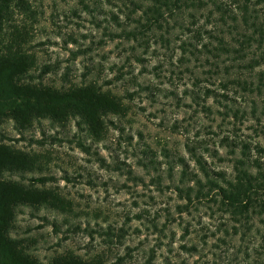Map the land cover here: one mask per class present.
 <instances>
[{
  "label": "rangeland",
  "instance_id": "obj_1",
  "mask_svg": "<svg viewBox=\"0 0 264 264\" xmlns=\"http://www.w3.org/2000/svg\"><path fill=\"white\" fill-rule=\"evenodd\" d=\"M30 2L33 16L15 18L32 36L27 50L35 65L25 82L59 90L95 85L128 112L105 118L100 141L77 119L36 120L28 130L12 120L0 125V145L40 156L43 164L41 171L4 179L51 191L66 204L19 207L10 236L41 264L66 254L100 264H264V215L250 221L252 234L233 236L235 223L220 203L189 202L176 189L195 186L187 181L195 173L203 179L187 144L205 142L210 151L200 152L208 165L234 178V157L220 141L263 142L256 135L263 124L251 118V110L253 102L263 110L264 93L237 94L230 84L225 90L221 82L236 77V63L225 59L215 68L206 57L184 54L183 31L143 29L142 11L133 13L125 0ZM261 70L253 71L255 84ZM206 89L234 101L211 97L213 110L204 112ZM228 104L245 109L247 117H226ZM39 177L50 181L31 183Z\"/></svg>",
  "mask_w": 264,
  "mask_h": 264
},
{
  "label": "trees",
  "instance_id": "obj_2",
  "mask_svg": "<svg viewBox=\"0 0 264 264\" xmlns=\"http://www.w3.org/2000/svg\"><path fill=\"white\" fill-rule=\"evenodd\" d=\"M125 1L133 6V13L142 11L146 18L143 29L165 30L169 35L176 29L183 31V35H187L181 45L184 54L190 53L196 59L199 56L206 57V64L215 68L225 59L236 63V69L239 70L236 77L221 82L225 90L229 89L230 84L237 94L264 93V0ZM33 14L30 0H0V125L12 120L20 130H28L36 120L66 124L71 119H77L79 124L87 127L94 140L100 141L106 132L105 118L109 115L126 117L127 107L120 99L111 93L102 92L95 85L59 90L25 82L35 65L34 56L27 50L32 36L28 28L15 18L26 15L32 17ZM202 19L205 21L200 24ZM137 23L141 24L140 21ZM166 42L169 43V40ZM232 67L235 68V65ZM257 67L262 70L255 76L258 79L255 84L252 75ZM214 71L210 70L209 73L213 72L218 77ZM243 71L248 72V78L242 74ZM204 94L205 97L201 99L204 112L211 113L213 110L208 105L211 97L234 101L228 94H221L214 89H206ZM262 104L261 112L257 110L255 102L251 110V118L258 125L263 124L260 130H256L262 143L252 145L241 140L233 141L229 137L220 141L222 146L229 148V155L234 157V160L230 158L234 163L233 179H227L226 173L216 172L208 165L204 154L200 152L210 151L205 142H201L198 147L187 144L188 152L200 165L203 179L195 173L187 181L194 183L197 189L192 185L185 190L176 188L180 196L189 202L212 199L220 203L235 223L233 236L241 232L244 237L252 234L250 221L264 215V102ZM224 108L227 111L224 115L231 117L232 113V118L236 120H243L248 115L245 109L231 108L229 104ZM84 149L89 151V148ZM212 153L220 161H225L219 156L218 150ZM180 162L186 168L190 167L184 160ZM42 167L40 156L0 145V264H41L27 253L21 241L10 236L19 207L66 209L65 202L51 191L4 179L5 174L36 172L41 171ZM187 174L184 170L182 177L186 178ZM49 181L48 177L31 178L33 184L45 185ZM49 264L100 262L85 261L66 254Z\"/></svg>",
  "mask_w": 264,
  "mask_h": 264
}]
</instances>
